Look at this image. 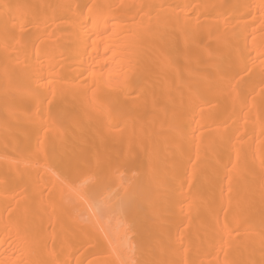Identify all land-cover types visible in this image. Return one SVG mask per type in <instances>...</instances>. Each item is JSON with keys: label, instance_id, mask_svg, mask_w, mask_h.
Here are the masks:
<instances>
[{"label": "bare ground", "instance_id": "bare-ground-1", "mask_svg": "<svg viewBox=\"0 0 264 264\" xmlns=\"http://www.w3.org/2000/svg\"><path fill=\"white\" fill-rule=\"evenodd\" d=\"M262 52L264 0H0V264H264Z\"/></svg>", "mask_w": 264, "mask_h": 264}, {"label": "snow or ice", "instance_id": "snow-or-ice-1", "mask_svg": "<svg viewBox=\"0 0 264 264\" xmlns=\"http://www.w3.org/2000/svg\"><path fill=\"white\" fill-rule=\"evenodd\" d=\"M261 57H264V52L261 53ZM223 75L227 77V69H222ZM227 84V80H225V86ZM65 180L69 182L70 185V190L80 194L84 185L82 183H79L80 176L79 175H74L72 166L69 165L68 170L64 173ZM121 264H127L126 261H122Z\"/></svg>", "mask_w": 264, "mask_h": 264}, {"label": "rangeland", "instance_id": "rangeland-1", "mask_svg": "<svg viewBox=\"0 0 264 264\" xmlns=\"http://www.w3.org/2000/svg\"><path fill=\"white\" fill-rule=\"evenodd\" d=\"M25 51L23 50L22 52H21V54H23ZM35 81H37L36 80V78L34 79V81L32 82V84H34L35 83ZM1 169V168H0ZM0 177H1V172H0ZM102 195V194H101ZM12 200V199H11ZM11 203V202H10ZM9 203V204H10ZM130 238H131V240H134V236L133 235H130ZM6 239V242H9V241H11L12 239H13V236L12 235H10V236H8L7 238H5Z\"/></svg>", "mask_w": 264, "mask_h": 264}]
</instances>
